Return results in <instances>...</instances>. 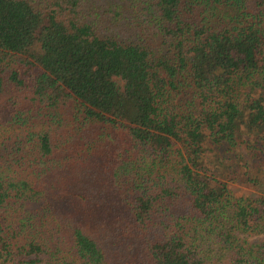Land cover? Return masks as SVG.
<instances>
[{"label": "trees", "instance_id": "16d2710c", "mask_svg": "<svg viewBox=\"0 0 264 264\" xmlns=\"http://www.w3.org/2000/svg\"><path fill=\"white\" fill-rule=\"evenodd\" d=\"M0 264H264V0H0Z\"/></svg>", "mask_w": 264, "mask_h": 264}, {"label": "rangeland", "instance_id": "374dc122", "mask_svg": "<svg viewBox=\"0 0 264 264\" xmlns=\"http://www.w3.org/2000/svg\"><path fill=\"white\" fill-rule=\"evenodd\" d=\"M237 188H241L242 190H246L248 193L251 194H257L259 193L260 189L257 187H249V186H242V185H237Z\"/></svg>", "mask_w": 264, "mask_h": 264}]
</instances>
